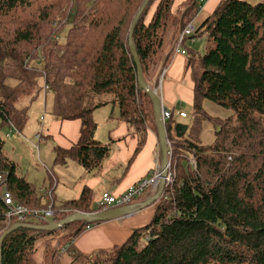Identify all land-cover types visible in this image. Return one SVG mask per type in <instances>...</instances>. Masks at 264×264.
<instances>
[{"label": "trees", "instance_id": "trees-1", "mask_svg": "<svg viewBox=\"0 0 264 264\" xmlns=\"http://www.w3.org/2000/svg\"><path fill=\"white\" fill-rule=\"evenodd\" d=\"M145 1L0 0V232L15 225L0 236V264H59L64 255L70 264H264V0L218 3L199 27L201 34L180 44L184 55L174 51L178 37L203 5L186 0L173 9L175 0H149L137 17ZM201 36L206 38L202 52L188 48ZM131 48L149 89L175 55H187L193 84L194 126L188 138L186 133L177 138L172 117L165 123L173 181L147 206L149 222L122 244L89 256L73 241L97 224L78 220L48 231L40 229L43 220L17 225L10 219L6 228L12 207L4 203V193L13 206L55 211L48 224L102 212L88 188L77 199L55 202L54 175L47 174V186L37 192L3 152L1 130L24 126L26 110L18 103L33 97L38 78L55 95L54 116L80 122L74 144L54 147L56 164L73 162L91 176L100 173L112 150L111 142L94 138L93 112L103 106L116 109L136 136L133 157L147 133H157L152 99L138 86ZM204 100L229 110L231 117H208ZM206 119L217 129L213 145L192 140ZM147 192L150 199L157 193L148 190L140 197Z\"/></svg>", "mask_w": 264, "mask_h": 264}, {"label": "crops", "instance_id": "crops-1", "mask_svg": "<svg viewBox=\"0 0 264 264\" xmlns=\"http://www.w3.org/2000/svg\"><path fill=\"white\" fill-rule=\"evenodd\" d=\"M185 1L175 0L173 9H176ZM221 1L223 0H207L192 23L199 28L206 17L214 11L217 4ZM244 1L249 2V0ZM201 39L205 40L206 38L205 36H201ZM199 41L194 42L192 47L200 50L202 42ZM186 57L187 55L172 56L165 69L166 75L163 83L164 100L168 105L167 109L173 114L172 119L174 121L176 116L181 119L178 114L182 111H174L177 107H180V101L192 102L193 84L191 72L187 67ZM164 100L162 99V101ZM56 120L52 119L48 123V129L44 128V134L42 133L41 140L38 142L51 139L52 141H57L56 146L69 148L78 138L80 122H61L59 119ZM93 120L97 126L95 140L101 144L111 142V154L105 161L100 173L94 176L85 173L79 167L81 171H78V178L72 184L61 180V177L63 179L65 175L61 172H56L58 174L57 182L59 186V181L70 185V200L77 199L84 188L92 191L94 199L103 192H108L112 195H121L130 185L148 175L156 162L162 163V150L157 133L149 131L143 149L133 157L137 145V138L131 134L125 123L119 120L116 109H113L111 105L103 106L93 112ZM101 129L105 130L103 138L99 137V131ZM53 170L56 171L55 169ZM63 185L65 186V184ZM151 196L152 193L147 192L144 197L138 198H141V200L136 199L134 201V206L146 203ZM151 215L152 208L144 207L141 211H137L133 217L126 218L120 216L113 221L97 224L83 232L73 241V244L85 256H89L100 249H111L125 242L134 230L146 225Z\"/></svg>", "mask_w": 264, "mask_h": 264}, {"label": "rangeland", "instance_id": "rangeland-1", "mask_svg": "<svg viewBox=\"0 0 264 264\" xmlns=\"http://www.w3.org/2000/svg\"><path fill=\"white\" fill-rule=\"evenodd\" d=\"M261 1L263 0H249L248 3L254 5ZM199 42H202L200 46V52H202V48H204L205 46V40L200 39ZM187 45L190 49L194 48L192 47V43L190 42H188ZM165 75H161L160 80L158 79V88L160 96L163 100V83ZM8 84L9 86H13L14 83L13 81H8ZM44 88V79L43 77H40L36 81V90L33 91V97L23 98L19 101L18 106L20 108H25L27 115L26 123L21 129H18L16 126H12L10 130H1L2 139L5 143L3 151L5 156L17 165L18 174L23 176L28 182H30L37 190V192L39 190L43 191L45 186H47L49 182V174L54 175L55 181L57 182L58 174L56 172H61L65 175L63 179L61 177V180L68 182V184H72L75 179L78 178V171H81L79 166H77L73 162H69L65 167L55 163L56 154L54 152V147L57 145V141L46 139L42 142H38L35 139V136L37 134H44V128L48 129V123H50L52 119H55V121H57L56 119H58L53 114L55 95L51 92H45ZM163 102L165 104V107L168 108L166 101L164 100ZM202 110L210 118H219L222 120H226L232 115L229 110L215 105L208 100H204L202 102ZM174 111H182L186 114L187 119L182 120L176 116L175 121L177 123H182L183 125L188 127V131L185 134L186 138H188L191 133L190 131H192V128L194 126L191 103L180 101V107H177ZM216 131L217 129H215L211 120H202L199 122L196 131H193V136L195 137H193L192 140L203 145H213L216 141ZM173 132L175 133L174 128ZM6 134H9L10 136L7 137ZM104 135L105 130L101 129L99 131V137L103 138ZM105 144L107 145L108 143H103V145ZM53 169H55L56 171H54ZM59 182L60 186L58 182L55 183L52 194L53 199L55 200V202H64L70 200V185H68L67 183H63L62 181ZM63 184H65V186ZM96 202L97 201H95L94 199L93 204L96 205ZM70 261V257L68 255H64L59 264H70Z\"/></svg>", "mask_w": 264, "mask_h": 264}, {"label": "built area", "instance_id": "built-area-1", "mask_svg": "<svg viewBox=\"0 0 264 264\" xmlns=\"http://www.w3.org/2000/svg\"><path fill=\"white\" fill-rule=\"evenodd\" d=\"M198 1L201 3V5H204V3L207 0H198ZM198 29L199 28H197L193 23H190L182 30L181 34L178 37L177 46L174 49L176 54L184 55V52L180 50V44L185 38H189L195 34H201V30ZM165 74H166V70H163L161 75H165ZM44 90L47 91L48 87L45 86ZM153 92L159 98V111L165 131V123L172 117V112L165 107L162 98L160 96L158 86L155 89H153ZM178 115L180 118L186 117L185 113L183 112H180ZM9 136L10 135L7 134V137ZM35 139L37 141H40L41 135L37 134L35 136ZM170 153H171L170 146L168 144L169 156ZM172 181H173V174L171 171L170 161L168 162V166L165 170L162 168L161 163L156 162L153 168L151 169V171L148 173V175H146L145 177L139 179L138 181L130 185L122 195L115 196L110 193H102V195L97 199L96 207L98 209H101L102 211H107L110 208L119 209L130 206V204L136 198H139L146 191L151 190L155 192L158 190L161 184H164V186L166 187ZM3 198H4V203L12 207L11 213L7 216L8 222L6 223V228L10 227V219H15V222L18 225V224H26L32 219L43 220L46 224H48L49 221H53L55 218L56 212L51 209L33 211L20 206H13L11 197L7 193H4ZM134 214H136L135 208L131 210L130 213L125 215V217L130 218L133 217ZM14 227L15 225L13 226V228ZM89 229L90 227L87 228V230ZM2 234L4 233L1 231L0 236H2Z\"/></svg>", "mask_w": 264, "mask_h": 264}, {"label": "water", "instance_id": "water-1", "mask_svg": "<svg viewBox=\"0 0 264 264\" xmlns=\"http://www.w3.org/2000/svg\"><path fill=\"white\" fill-rule=\"evenodd\" d=\"M148 2H149V0L145 1L141 10L139 11L137 17H139V15L142 13V11L144 10V8ZM133 28H134V25L131 27L130 34H131ZM131 53H132V56H133V59H134V62L136 64V68H137L138 86L141 90L148 93L152 99L153 110H154V114H155L156 120H157L158 141L161 145V150H162V163H161V165H162V168L165 170L168 166V162H169L170 158L168 156V142L166 140V134L164 131V127H163V123H162L161 115H160V111H159V98L154 94L153 89H149L145 85V83L142 79L141 66H140L138 57L136 55V52L134 51L133 48H131ZM174 129H175V133H176L177 138H182L184 136V134L186 133L188 127L183 125V124H177ZM165 174H166V171H165ZM164 187H165L164 184H161L157 190L155 197L151 198L150 200H148L144 204L138 205L137 206L138 210L143 209L144 207L146 208L148 205L151 204L152 201L158 199L159 196L162 194ZM134 207L135 206L132 205V206H127V207H123V208H119V209H112V210L102 211V212L93 213V214H74L71 217L65 219L64 221H61V222H58L55 224L49 223L40 229L41 230L54 231V230L61 228L64 225L68 224L69 222L78 221V220L93 223V224L106 223L109 221H113V220L119 218L120 216L122 217V216L127 215L128 213L131 212V210L134 209ZM138 210H135V211H138ZM12 229H13V227L11 229H9L6 233H4L2 238L6 234H8Z\"/></svg>", "mask_w": 264, "mask_h": 264}, {"label": "clouds", "instance_id": "clouds-1", "mask_svg": "<svg viewBox=\"0 0 264 264\" xmlns=\"http://www.w3.org/2000/svg\"><path fill=\"white\" fill-rule=\"evenodd\" d=\"M201 8H202V7H201ZM201 8H200V10H201ZM157 86H158V84H157ZM155 88H156V87H155ZM155 88H154V89H155ZM48 90H49V89H48ZM48 90H47V91L44 90V91H45V92H48ZM172 116H173V114H172ZM6 135H7V134H6ZM168 156H169V155H168ZM169 158H170V156H169ZM169 161H170V159H169Z\"/></svg>", "mask_w": 264, "mask_h": 264}]
</instances>
